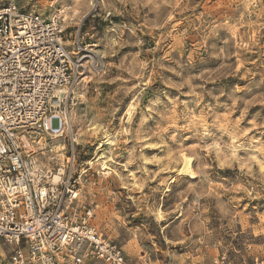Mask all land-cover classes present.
<instances>
[{"label":"rangeland","instance_id":"374dc122","mask_svg":"<svg viewBox=\"0 0 264 264\" xmlns=\"http://www.w3.org/2000/svg\"><path fill=\"white\" fill-rule=\"evenodd\" d=\"M10 2L102 66L73 112L81 202L128 261L264 260V0Z\"/></svg>","mask_w":264,"mask_h":264},{"label":"built area","instance_id":"2783aa9c","mask_svg":"<svg viewBox=\"0 0 264 264\" xmlns=\"http://www.w3.org/2000/svg\"><path fill=\"white\" fill-rule=\"evenodd\" d=\"M65 22L0 6V264H131L81 202L73 112L102 66Z\"/></svg>","mask_w":264,"mask_h":264},{"label":"bare ground","instance_id":"6f19581e","mask_svg":"<svg viewBox=\"0 0 264 264\" xmlns=\"http://www.w3.org/2000/svg\"><path fill=\"white\" fill-rule=\"evenodd\" d=\"M89 77H90V76H87V77L85 78L84 81H86ZM57 148H58V150H61V149L63 148V145H60V146H58ZM63 155H64V154L61 155V158L63 157ZM105 164H106V163H105ZM101 167H102V166H101ZM103 168L106 169V170L108 169L105 165H103ZM108 170H109V169H108Z\"/></svg>","mask_w":264,"mask_h":264}]
</instances>
